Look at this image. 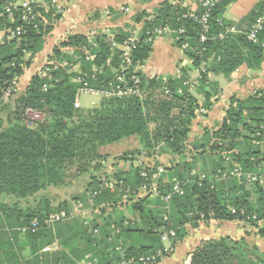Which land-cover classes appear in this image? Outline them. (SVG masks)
<instances>
[{
	"label": "trees",
	"instance_id": "trees-1",
	"mask_svg": "<svg viewBox=\"0 0 264 264\" xmlns=\"http://www.w3.org/2000/svg\"><path fill=\"white\" fill-rule=\"evenodd\" d=\"M4 1L0 2V11ZM233 1H225L214 8L205 43L199 42V25L182 18L190 8L173 5L167 0L162 1L151 14L145 11L135 14V27L126 24L109 28L106 32L90 33V36L67 35L53 48L49 63L31 76L24 92L19 94L16 91L8 101L3 99L4 91L24 74L32 59L42 50L45 38L53 29V12L43 14L44 19L36 27L21 20L18 13L14 14L12 21L6 15L0 16V31L5 30L0 41V215L5 221L29 227L25 235L31 242H43L39 248H31L34 258L26 264L38 263L37 251L55 239L69 253L79 252L81 257L89 254L98 257L102 264H120L124 260L149 256L162 248L157 230L166 222L160 200L151 196L134 199L136 189L153 181L142 178L143 169L134 166L127 173L117 169L111 175L103 174L107 156L102 155L100 149L135 137L149 154L162 145L158 152L183 156L188 149L189 128L196 117L195 110L200 107L197 99L183 87L188 73L193 69L199 70L202 61L207 64L200 72V86L194 92L203 96V106L210 109L211 93L205 91L209 72L228 79L239 67L258 71L264 63V26L257 43L248 41L243 33H228L222 39L218 37L224 30L216 20L232 24L223 18V14ZM198 5L199 2L197 10L201 14L202 9ZM263 10L264 0H260L247 18L254 21ZM106 11L116 19L123 13L116 8ZM56 19H60V14H56ZM164 26L170 28L169 35L175 47L181 49L186 45L183 54L191 60L190 69L180 68L181 79L163 82L160 77L147 78L140 71L137 76L142 96H104L86 112L76 109V96L82 86L76 77L84 74L83 80L90 88H106L122 69L118 46L135 35L140 37V42L130 52L131 68L143 66L153 44L145 40V33ZM17 28H21L20 36L9 38V32H15ZM109 37H113L112 42L117 47L111 48ZM202 48L204 52L199 53ZM108 60L110 65L106 64ZM217 87L212 83V92H216ZM179 89L182 94L177 93ZM229 104L220 128L205 130L191 144V152L200 156L207 152L214 154L211 165L214 174L232 170L235 163L244 172L256 173L259 166L264 165V154L253 146L254 142L264 139V89L244 99L231 97ZM27 110L37 112L41 119L29 124ZM134 155V152L126 153L118 161L132 160ZM195 157L191 158L192 161ZM193 166L187 161L181 166L177 163L167 170L166 176L169 180L175 177L178 182L184 179L183 173H191ZM199 175L191 177L193 180L184 186L183 195L171 196L168 219L176 231V238L184 236L185 224L200 222V214L204 215L205 222L241 221L239 214L231 213L234 209L256 214L259 220L264 221V183H250L245 178L210 182L207 178L198 184ZM161 179L158 186L161 195H166L171 184L163 185ZM109 180L131 190L127 193H120L118 188L111 191L105 187ZM79 183L84 186L83 196L62 201L56 200L58 195L46 196L50 188L70 189ZM124 197L126 203H122ZM5 199L8 203L4 202ZM72 203L81 206L90 203L96 212L94 215L101 219L100 223L97 218L89 221L76 219L70 223L63 221L55 224L54 235L53 229L45 226L48 216L59 211L70 216ZM122 207L132 215L137 214L139 221L122 218ZM107 209L109 212L105 216ZM32 221L39 223L34 228L36 232H30L33 230ZM245 224L258 229L259 235L264 237V225L259 227L255 222ZM78 243H82V247H78ZM116 247H120V251H116ZM240 248L239 243L228 238L205 241L189 255L186 264H264V261L243 257ZM63 254L66 257L67 254Z\"/></svg>",
	"mask_w": 264,
	"mask_h": 264
},
{
	"label": "crops",
	"instance_id": "crops-1",
	"mask_svg": "<svg viewBox=\"0 0 264 264\" xmlns=\"http://www.w3.org/2000/svg\"><path fill=\"white\" fill-rule=\"evenodd\" d=\"M162 1L166 0H147L146 2H143L141 0H59L60 6L62 8V12L60 13V19L54 20L52 22V31L47 36L48 38L51 37L52 40L50 41V44L45 48V45L43 46L42 50L35 55V57L32 59L31 63L34 61H42V66L38 71H36L34 74L38 73L42 70L44 66H46L49 63V59L52 55V50L55 46H57L60 42H62L67 35L71 34H84L89 35L90 33L95 34L103 27H108L107 24H103L108 22V24L112 23L109 22L112 20L114 16H110V13L108 11L105 12L108 8H116V10H120L124 12V5L130 3L131 8H133L129 16L132 18L135 14L138 12L146 11V13L151 14L159 6V4ZM168 1V0H167ZM202 0H184L183 3L186 7L190 9H197V2H200ZM169 2V1H168ZM260 0H235L233 1L225 10L223 14V18L229 22H231L239 31L241 32H247L252 23L254 21H250L247 17L252 12L256 4H258ZM110 16V17H109ZM150 16V15H149ZM64 17H68L69 21L66 22V24H59L63 20ZM98 23L97 26L96 23ZM132 22V20H131ZM57 24H59L57 26ZM86 24H89L88 26ZM91 24V25H90ZM112 25V24H111ZM108 28L113 27H122V26H111ZM86 26V27H85ZM81 29H76L80 28ZM108 31V30H107ZM105 32V31H103ZM241 34V33H240ZM4 32L0 31V41L3 39ZM90 36V35H89ZM45 38V40L47 39ZM169 38L171 41V46H174L173 39L170 35L163 36L158 39H156L152 44V51L150 53V56L143 66H140L139 72L143 73L144 76L147 78H153V77H160L163 80L166 79H181L180 74V68H191V60L188 59L183 54V48L180 49V55L181 57H173L174 60H177L178 62L174 63L172 66H169V59H167L168 51H170L171 46L168 44H164L161 42L162 39ZM157 46H163L165 47V54L166 57L162 58L161 55L158 53V51L154 49V47ZM175 47V46H174ZM172 53V51H171ZM150 61V62H149ZM180 62V63H179ZM166 66V67H165ZM164 68H166L164 70ZM26 70H24V74L17 79V85H19L20 80L27 78L26 86L29 83V80L31 76L34 74H30L26 76ZM169 71L168 75H165L164 71ZM194 70V69H193ZM194 73L193 71L188 73V77L186 80H190L194 82V87L191 90H187L190 94H192L196 99L198 105L200 107L195 110L196 117L192 120V123L190 125V132L188 136V148L189 145H191L196 139L200 138L205 130H211L216 131L220 128L222 119L225 117V113L229 108V100L231 97H236L239 99H244L248 96L254 95L256 92L264 89V63L262 64L260 70L253 71L249 70L246 67L242 66L236 69L228 79L223 78L222 76H216L212 73L207 74V83L205 91L211 93L209 103L211 104L210 109L205 108L203 106L204 98L203 96L197 94L195 89L200 86L199 80H200V72L201 70L195 69ZM216 83L217 84V91L212 92L211 90V84ZM25 86V88H26ZM24 88V90H25ZM20 90V89H19ZM18 90V91H19ZM23 91L17 92L21 94ZM76 109L81 108L78 106ZM83 111V110H82ZM85 112V111H84ZM135 138V137H133ZM137 139V138H135ZM138 140V139H137ZM139 141V140H138ZM140 143V141H139ZM255 144L253 146H256L259 148L260 152L264 154V139L260 142H254ZM141 145V143H140ZM162 145H158L153 151L149 154L146 150L142 149V146L139 150H131L126 151L125 153L121 154L124 155L129 152H134L135 155L132 156V160H126V161H118V159L115 160L114 164H109L108 161H106L105 165V172L107 174H112L115 172V170L120 169L124 171L125 173L129 172L131 169V166L134 167H140L141 169L152 167V168H158L161 167L164 169V173L161 174L157 178V185L159 179H161V183L163 185L171 184L172 182L176 181L177 179L174 177L171 180H169L166 176L168 173L167 170L171 169L170 167L164 166V162L162 160L161 150ZM103 147L100 149L102 155H106L102 152ZM192 150V149H191ZM164 153V152H163ZM194 156H198L193 154ZM174 156V155H173ZM193 156V157H194ZM200 156V155H199ZM210 156V168L209 171L206 170L200 171L195 166H193L191 169V173L185 172L183 173V180L178 181V183H186L187 181L191 182L195 174L199 173L201 175L205 174L207 178L210 181L211 176L214 175V173L211 172V165L213 162V157ZM193 157H190L188 159H191ZM195 157V158H196ZM108 160V158H107ZM189 162V165H196L197 162L191 160H184V162ZM180 163V159L176 160V164ZM123 164H128L127 167H124ZM175 164V165H176ZM118 166V168H116ZM208 169V168H207ZM259 176L262 177V184L264 183V165L259 166L258 172ZM164 176V177H163ZM188 182V183H189ZM185 184V185H186ZM199 184V183H198ZM261 184V185H262ZM56 189L50 188L49 189V195L48 192H46V196L52 198L53 196L57 195ZM159 195L156 197L151 196V198H158L162 204V210H163V216L167 214L169 216L170 214V200L171 197L167 200H165V196L169 194V192L166 195H161V191L158 186ZM58 198V197H57ZM122 203H126L125 199H122ZM167 201V202H166ZM1 202V201H0ZM5 203H8V200L5 199ZM32 202H34L32 200ZM24 204L22 205V208H24ZM72 219L64 221L66 223H70L73 220L81 219V220H91L97 218V221L100 223L101 219L99 217L95 216L96 213L94 210L87 209V205L81 206L77 205L76 203H72ZM124 211H128L126 207L120 208V213L123 216L122 218L132 219L131 222L139 221L137 214L132 215L129 211L128 214L125 215ZM109 212V209H107L106 213L104 214L107 216ZM75 218V219H74ZM115 218V217H114ZM117 218V217H116ZM117 220V219H116ZM61 222V223H64ZM34 223L37 227L39 223L36 221H32L30 225ZM248 225V224H246ZM46 228L53 229L54 225H46ZM243 226L242 221H219V220H210V221H200L196 223V225H193V223H187L183 226L184 230V236L182 238H176V241L173 243V253L164 258L161 261L156 262L155 264H186L189 255L193 253L197 248L205 241L209 240H218L220 238H228L232 242L239 243L240 241H244L245 245L249 249H261V247L264 248V237L261 239L259 235L258 229L254 228L251 225ZM29 227H21L19 225H15V222H8L5 221L2 215H0V264H26L29 262L32 257L34 256L31 254V248H39L41 243H43L41 240L38 242H31L30 239H28L27 235H25ZM37 229L31 230L30 232H36ZM54 235L56 234V231L53 229ZM82 243H78V247L81 246ZM60 255H56V254ZM67 254L66 257L63 254ZM35 256H38V263L35 264H102L99 263V258L95 256H90L89 254H86L85 256L80 255L79 252H76L75 254L69 253V250H64L59 244L58 240H54V242L44 245L41 249L37 251Z\"/></svg>",
	"mask_w": 264,
	"mask_h": 264
},
{
	"label": "built area",
	"instance_id": "built-area-1",
	"mask_svg": "<svg viewBox=\"0 0 264 264\" xmlns=\"http://www.w3.org/2000/svg\"><path fill=\"white\" fill-rule=\"evenodd\" d=\"M2 0H0L1 2ZM169 3L173 5H180L184 7V3L179 0H168ZM230 0H202L199 2L200 8L202 9V13L198 14L197 9H190L186 14L183 15L182 18L184 19H190L192 22L199 25L201 29V34L199 36V42L205 43L207 40V35L209 34L210 29V19L212 17V13L214 8L225 2ZM2 9L0 11V16L6 15L8 19L11 21L13 20L14 14L18 13L20 14L21 20L33 23L36 27L38 23H40L44 18L43 14L45 13H51L55 12L56 14H60L62 12V8L60 6L59 0H5L2 3ZM217 25L221 26L223 28V32L219 33L218 37L222 39L226 34H240L243 33L246 36V39L250 42L257 43L258 42V34L263 30L264 26V10L260 15L256 17L254 22L252 23L250 29L247 32H241L239 31L233 24L226 25L223 23L222 19L216 20ZM171 33V30L168 26L164 27H155L152 31H147L145 40L148 43L154 42L156 39L169 35ZM180 32L179 34H182ZM21 34V28H17L15 32H9V38L20 36ZM89 42L91 41L90 38H88ZM110 41H113V37H109ZM177 40V39H176ZM140 42V37L133 36L129 39H127L121 46H118L119 50L121 51L119 54V60L122 65V69L119 72V74L116 76L115 81L108 84V86L104 89H93L88 86V83L83 80L85 75H81L79 77H76V81L78 83H81L82 86L78 90V94L76 96L75 101V107L79 106V96L80 93H87V94H93L97 95L99 97H110V96H117V97H140L142 96L141 90H140V81L137 76V73L139 72V67L135 66V68H131L133 65V60L130 57L131 50L135 49L137 44ZM117 47L114 42L111 44V48ZM185 46H183V49ZM204 49L202 48L199 53H203ZM76 59V58H75ZM86 59H92L91 57H87ZM108 65L111 64L110 60L107 61ZM204 67L202 68V72L206 68V63L202 61L201 63ZM96 71V70H94ZM127 72V73H126ZM129 76V77H128ZM183 87H186L188 90H191L194 87V82L190 80H185L183 82ZM165 93H169L168 89H164ZM16 91H18V85H17V79L14 80L10 86L4 91L3 93V99L8 101L12 94H14ZM178 94H182V90L179 89L177 91ZM26 116L28 118L29 124L32 122H35L37 120L41 119V115L38 114L35 111L27 110ZM263 129V128H261ZM263 136H264V129H263ZM253 161V159H251ZM164 173V169L161 167L158 168H152L147 167L144 168L141 172L140 176L144 179H150L153 181L150 185H143L142 187L135 190V198L134 199H140L146 196H153L156 197L159 195L158 191V185L156 183L157 178L161 176V174ZM232 178H245L250 183L259 182L262 184V177L259 176L256 173H247L242 170L239 164L235 163L232 170L224 172L222 174H214L210 178V182H223ZM207 179V176L205 174L201 175L199 177V184ZM189 181H187L188 183ZM186 183H178L176 181L171 183V190L167 196H165V200L168 201V199L173 195H183L184 193V186ZM105 187L110 189L111 191L115 188H118V191L122 193L125 191V193L129 192L130 188H125L121 184H116L115 181L108 182L105 184ZM125 189V190H124ZM130 189V190H129ZM123 199H126L124 197ZM166 201V202H167ZM231 213H237L241 217V221L243 223H251L255 222L259 227H263L264 221L259 220L257 218L256 214H246L245 211H236L234 209H231ZM72 217V214L68 216V214L65 211H59L56 213H52L48 216V219L46 221V225H54L56 223L63 222L67 219H70ZM200 221H203L205 219L203 214L199 215ZM164 222H166V225H164L162 228L157 230V234L159 236L160 241L162 242L163 246L161 249L157 250L155 253L149 255V256H140L137 259H129L124 260L120 264H155L158 261L163 260L164 258L170 256L173 253V243L176 241V231L171 227L169 224L168 215L165 214L163 216ZM127 224V222H125ZM168 225V227H167ZM35 226L34 223L31 224V227ZM35 228V227H33ZM119 233V230L116 231ZM116 251H120V247L115 248Z\"/></svg>",
	"mask_w": 264,
	"mask_h": 264
},
{
	"label": "rangeland",
	"instance_id": "rangeland-1",
	"mask_svg": "<svg viewBox=\"0 0 264 264\" xmlns=\"http://www.w3.org/2000/svg\"><path fill=\"white\" fill-rule=\"evenodd\" d=\"M141 1L146 2L147 0H141ZM124 7L125 8H124V12L122 13V15L117 16V19L116 18H112V20L109 21V22H112L110 24H108V22L103 23V24H107L108 27H110L111 24H112L111 26L118 25V26H122V27L125 26L126 24H129V26L133 25V27H135L136 25H134V21H133L134 17H132V18L128 17L130 11L133 8H131L130 3L124 5ZM138 14H140V12H138L137 15ZM55 16H56V13L53 12L52 19H51L53 22L55 20ZM112 16H113V14H111V17ZM131 20H132V22H131ZM67 21H69V18L68 17H64L63 20L61 21V23H59V24H66ZM59 24H57V26ZM86 25L88 26L89 24H86ZM97 25H98V23H96L95 26H97ZM108 27H103L98 32H103V31L106 32L107 30H110ZM139 27H140V25H139ZM76 29H81V27L80 28H76ZM4 31L5 30H3V32ZM98 32H97V34H98ZM94 33L96 34V30H95ZM51 40H52L51 37H49V38L47 37V39L45 40L43 46L45 45V48H46L50 44ZM161 42L164 43V44H168L170 46L172 45L169 38L162 39ZM182 46L186 47V45H182ZM154 49H155V51L156 50L158 51V53L161 55L162 58L166 57L165 47H163V46H157L156 47V45H155ZM171 51H172V53H171ZM173 57H177V58L181 57L180 49H178L177 47L171 46L170 51H168V54H167V59H169V66L170 65L172 66L175 62L176 63L178 62L177 60H174ZM147 63H148V61H147ZM41 66H42V61H34V62H32L30 64L29 68H28L29 70H26V72H25L26 76H28L30 74H34L36 71H38V69L41 68ZM203 67L204 66L201 64L199 71L202 70ZM165 69L166 68H164V70ZM193 72L196 73L195 70H193ZM163 73L165 75H168V73H170V72L167 70V71H164ZM26 82H27V78H24V79L20 80L19 85H18V90L20 89L19 92L24 90V88L26 86ZM163 82H165V80H163ZM99 99H100V97L97 96V95L87 94V93H80V96H79V107L81 108V110L86 112V111L92 109L94 106H96L98 104V102H99ZM4 118L5 117L3 116L2 117L3 121H4ZM191 146L192 145H189L190 148L186 149V151L183 154V156H180V155H177V154H171L169 152H164V153L161 152L160 155L162 156V160H163V162L165 164L164 166H167V167L171 168L173 165L176 164V160H178V159H180V163H179L180 166L182 165V163L184 162L185 159L186 160H191V159H188V158L192 157V154H193L191 152V149H192ZM140 148H141V145H140L139 141L137 139L133 138V137L125 138V139H123V140H121V141H119L117 143H114V144H111V145H108V146H104L103 149H102V152L107 154V158H108V160H107L108 161L107 162L108 165L106 166V168L109 166L110 163L114 164L115 160L119 159L121 154L125 153L126 151L139 150ZM209 155H211V157L215 156L214 154H211L210 152H207L204 156H199L198 155L195 158V160L197 162L196 163L197 166L195 165V167L197 169H199L200 171H204L205 169L209 171L210 163H211ZM127 165L128 164H123L124 167H127ZM116 168H118V166ZM108 169L109 168H107V170ZM206 170L204 172H206ZM105 173L106 172L104 171L103 174H105ZM109 182H112V180H109ZM76 186L77 187L70 188V189H56L55 191L57 192V195L59 197V198L56 197V200L57 201H62L64 199H71L73 197H79L80 195L83 196L84 195V186H82L80 183L77 184ZM125 201H126V199H125ZM71 202H72V200H71ZM84 205L86 206V204H84ZM152 207L153 208H157V206H155V205H153ZM87 209L91 210L90 203L87 205ZM124 214L127 215L128 211H124ZM243 226L249 227L245 223H243ZM260 238L262 239L263 237L261 236ZM239 247H241L239 250H240V252H242L241 254H242L243 257L244 256H248L250 259L256 260L258 262L259 261H261V262L264 261V248L263 247H261V249H259V248H257V249H249L245 245L244 241H240L239 242Z\"/></svg>",
	"mask_w": 264,
	"mask_h": 264
}]
</instances>
